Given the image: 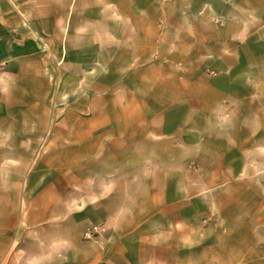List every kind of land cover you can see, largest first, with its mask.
<instances>
[{
    "label": "crops",
    "instance_id": "obj_1",
    "mask_svg": "<svg viewBox=\"0 0 264 264\" xmlns=\"http://www.w3.org/2000/svg\"><path fill=\"white\" fill-rule=\"evenodd\" d=\"M106 34L107 58H100ZM39 38L65 68L64 83L83 82L87 72L95 88L108 66L110 104L97 112L108 117L77 121L53 159L60 167L31 171L23 192L18 179L5 184L0 169V264H213L211 235L195 212L180 217L184 203L154 198L133 211V187L157 193L166 184L178 193L180 172L147 164L133 172L132 145L140 144L146 163L203 154L217 161L229 149L235 157L227 159L242 161L249 144L259 154L264 72L255 67H264V0H0V84L44 72ZM229 62L252 66L234 76L237 94L252 98L251 121L227 119L233 107L214 99L213 82L233 80L222 67ZM149 64L215 65L224 73L157 75L153 85ZM237 137L240 146L223 145ZM94 226L97 234L85 238Z\"/></svg>",
    "mask_w": 264,
    "mask_h": 264
},
{
    "label": "rangeland",
    "instance_id": "obj_2",
    "mask_svg": "<svg viewBox=\"0 0 264 264\" xmlns=\"http://www.w3.org/2000/svg\"><path fill=\"white\" fill-rule=\"evenodd\" d=\"M108 35L99 37V45L102 48L100 58H107ZM39 39L38 59L44 72L14 74L11 83L7 81L0 84V169L5 172V184H11L18 179L22 192L31 171L60 167L53 159L59 158L61 151L67 148L66 144L70 141V136H73L77 121L91 123L93 119L97 121V116L101 114L105 118L108 117V112H97L100 106L110 104L108 95L112 91L107 65L101 67L103 71L95 82V88L87 72L83 74V82L79 80L76 84L73 77L64 83L60 79V70L63 69L64 72L65 68L57 62L55 51L52 53L45 48L44 40ZM220 67L181 64L157 67L149 64V79L153 80V83L149 84H155L157 75L167 78L175 74H190L197 80L202 75L212 78L216 73H224V68ZM222 67H227L226 74L232 75L233 80L226 86L219 80L213 82L212 87L219 91V95L214 99L218 100L219 104L233 107L232 112H227V119L251 121L252 98L237 94L234 76L242 71L250 74L253 71L252 66L229 62L227 66ZM255 68V71L264 72V67ZM2 70L0 66V72ZM77 89L84 95H75ZM111 103H114L113 100ZM159 115L161 114H157L158 117ZM260 120H264V116H260ZM240 142L238 137L230 138L225 140L223 145L226 148L230 144L235 147L240 146ZM253 147L255 146L252 144L244 145L245 158L248 159L242 161L227 159L235 157L229 149L222 153L217 161L211 159L209 154H203L201 158L193 160L181 158L174 162L163 160L146 163L139 159L140 144H133V159L130 164L133 172L145 168L146 164L147 167L151 165L161 169L174 168L180 172L178 193L166 191L170 188L166 184L164 191L157 193H145L140 191V187H133V211H140L148 200L154 198L163 203L179 200L185 204L181 205L180 217H187L188 211L195 212L196 217H200V224L197 226L206 228L207 234L211 235L213 264H264V145L257 146L259 154L255 156L251 154ZM106 148L101 145L100 151H106ZM66 152L68 151H65V155ZM94 154L97 159L99 150ZM72 156L83 158V153L72 151ZM253 156L255 159H252ZM78 169L77 166L71 170ZM234 172L238 174L234 175ZM199 188L202 190L199 191ZM188 202L193 205L189 207ZM97 227L98 231L100 226ZM97 231L93 235L97 234ZM86 233L87 231L85 238L93 237L87 236Z\"/></svg>",
    "mask_w": 264,
    "mask_h": 264
},
{
    "label": "built area",
    "instance_id": "obj_3",
    "mask_svg": "<svg viewBox=\"0 0 264 264\" xmlns=\"http://www.w3.org/2000/svg\"><path fill=\"white\" fill-rule=\"evenodd\" d=\"M98 227L94 226L91 230L87 231V236H93V234L97 231Z\"/></svg>",
    "mask_w": 264,
    "mask_h": 264
}]
</instances>
